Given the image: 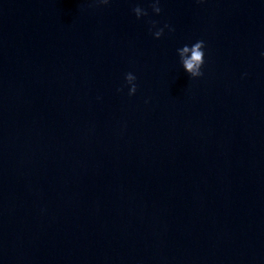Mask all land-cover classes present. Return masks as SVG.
Wrapping results in <instances>:
<instances>
[{"label": "water", "instance_id": "obj_1", "mask_svg": "<svg viewBox=\"0 0 264 264\" xmlns=\"http://www.w3.org/2000/svg\"><path fill=\"white\" fill-rule=\"evenodd\" d=\"M151 3L0 0V264H264V0Z\"/></svg>", "mask_w": 264, "mask_h": 264}, {"label": "clouds", "instance_id": "obj_2", "mask_svg": "<svg viewBox=\"0 0 264 264\" xmlns=\"http://www.w3.org/2000/svg\"><path fill=\"white\" fill-rule=\"evenodd\" d=\"M110 0H97V3L100 5H108ZM152 13L155 15H160L161 13V0H152L150 5ZM132 12L137 19H141L143 17H148V11L137 4L132 8ZM149 24V32L155 39L161 38L165 29L169 32L174 31V28L168 23L163 24V26H159L156 20L149 19L147 21ZM176 54L178 56L179 66L188 74V76L192 79L199 78L203 76V67L206 61V45L203 40H196L192 43H185L181 47L176 49ZM264 55V52L261 53ZM137 77L132 71H128L124 74L123 85L117 88V92L123 91V88H127V95L133 96L137 91Z\"/></svg>", "mask_w": 264, "mask_h": 264}]
</instances>
